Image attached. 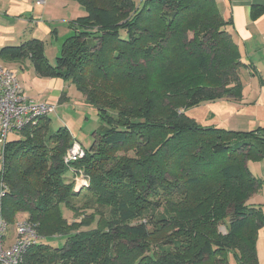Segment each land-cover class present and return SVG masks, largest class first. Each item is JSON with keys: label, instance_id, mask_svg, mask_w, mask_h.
Segmentation results:
<instances>
[{"label": "trees", "instance_id": "16d2710c", "mask_svg": "<svg viewBox=\"0 0 264 264\" xmlns=\"http://www.w3.org/2000/svg\"><path fill=\"white\" fill-rule=\"evenodd\" d=\"M64 1L87 14L70 22L55 65L39 39L0 57L73 84L105 127L71 163L74 139L50 132L48 115L5 141L0 215L9 226L25 215L41 236L19 264H260L264 210L249 200L264 180L248 162L264 159V128L202 126L187 113L241 99L250 69L216 0ZM82 174L89 184L75 190Z\"/></svg>", "mask_w": 264, "mask_h": 264}, {"label": "crops", "instance_id": "0c3cea01", "mask_svg": "<svg viewBox=\"0 0 264 264\" xmlns=\"http://www.w3.org/2000/svg\"><path fill=\"white\" fill-rule=\"evenodd\" d=\"M6 1L9 2V10L15 11V14L20 16L19 18L24 17L35 23L40 22L46 33L50 27L44 24L54 21L48 16L49 6L57 7L61 3L60 0H0V5ZM34 1H36L35 6ZM39 3L44 4L45 7L42 14L39 12L38 7L41 6ZM216 3L223 18L230 22L229 30L239 47L241 61L249 65L250 69L241 72V99L204 102L195 108L205 105V108H202L205 109V113L191 117L202 126H215L237 131H242L240 126H250L248 131L264 128V0H216ZM44 19L45 21H42ZM6 23L7 21L0 17V33L3 30L8 33L14 32V25L7 24L5 27ZM4 42L3 36H0V44ZM14 42L18 44V41ZM42 81L50 97L60 98L66 83L60 79H43ZM21 87L28 95L27 86L23 84ZM35 98L36 102L40 103V100ZM211 108L214 109L210 110ZM248 168L255 177L264 180V159L248 162ZM249 203L261 206L264 210V187L250 198ZM262 235H264V228L259 231L257 243L259 263L260 251H263L261 247L259 248Z\"/></svg>", "mask_w": 264, "mask_h": 264}, {"label": "rangeland", "instance_id": "374dc122", "mask_svg": "<svg viewBox=\"0 0 264 264\" xmlns=\"http://www.w3.org/2000/svg\"><path fill=\"white\" fill-rule=\"evenodd\" d=\"M135 1L136 3H139L140 0ZM35 2L36 1L33 2L34 6L36 5ZM60 2V5L57 7L51 5L49 6L50 9H48V16L52 17L51 19L54 21L49 22V24L44 22L46 27H50L48 33H46V31L44 32L40 22L35 23L29 18L25 19L24 17L19 18L20 16H17L15 11L8 9L10 8L8 5L9 2H3V4L0 5V17L7 21L5 27H7V24L14 25L15 31L8 33L3 30V32L0 33V36H3V39L5 40L4 44H0V49L4 46L17 45L14 42L15 40L18 41V44H20L31 39H39L44 42L45 56L48 62L51 65H55L57 57L60 55L63 41L72 35L70 22L79 17H84L87 14L86 9L76 2L64 0H60ZM40 7H38L40 10L39 12L42 14L45 9L44 4ZM42 21H45V19ZM53 31H55L56 34H54ZM6 36H8V38H5ZM0 66L13 71L19 84H25V86H27L28 96L31 99L37 101L35 100V97H37V99L40 100V103L55 106V110L49 113L47 120L50 132H55L60 128H67L74 139V143L76 142V144L82 145L85 148L91 147L94 140V132L100 130L102 127H105V123H103V121H101L98 117L97 111L85 102L83 95L73 84L66 83L63 87L67 100L64 103H59L58 97L52 98L48 95L44 82L42 81L43 79L36 75L29 61L26 60L22 63H7L0 57ZM202 108H205V105L200 108L188 110L187 113L189 116L199 114L203 115L205 113V109ZM212 109L214 108H211L210 110ZM240 127H242V131H248V129H250V126H248L249 128L243 126ZM22 138L23 136L18 132H10L6 140H1L0 137V169L2 166L3 145L5 144V141L9 143ZM63 213L70 222L75 220L71 212L63 209ZM25 218V215H22L19 217V220L21 221ZM14 229L15 225L9 226V236H14ZM220 230L223 233L225 232L224 227H221ZM65 242V238L45 240V243H48L52 247H62ZM259 244V248L261 247L263 250L262 252L260 251V264H264V235H262V239L259 241ZM229 264H235L231 255L229 256Z\"/></svg>", "mask_w": 264, "mask_h": 264}, {"label": "built area", "instance_id": "2783aa9c", "mask_svg": "<svg viewBox=\"0 0 264 264\" xmlns=\"http://www.w3.org/2000/svg\"><path fill=\"white\" fill-rule=\"evenodd\" d=\"M55 110L54 105L39 103L26 95L16 79L15 74L8 68L0 66V137L7 139L10 132L33 127L43 116ZM85 155L82 145L76 144L67 151L65 162H76ZM75 190L87 187L88 179L82 174L76 178ZM6 188L0 187V200ZM9 225L0 215V264H19L23 261L26 250L41 239L36 226L26 221L15 224L13 237L8 233Z\"/></svg>", "mask_w": 264, "mask_h": 264}]
</instances>
